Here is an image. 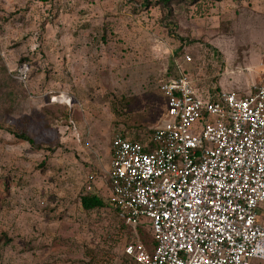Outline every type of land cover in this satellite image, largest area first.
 Listing matches in <instances>:
<instances>
[{
  "label": "rangeland",
  "instance_id": "374dc122",
  "mask_svg": "<svg viewBox=\"0 0 264 264\" xmlns=\"http://www.w3.org/2000/svg\"><path fill=\"white\" fill-rule=\"evenodd\" d=\"M263 65L264 0H0V264H133L107 203L112 135L157 125L177 71L244 90ZM85 192L105 205L82 209Z\"/></svg>",
  "mask_w": 264,
  "mask_h": 264
},
{
  "label": "built area",
  "instance_id": "2783aa9c",
  "mask_svg": "<svg viewBox=\"0 0 264 264\" xmlns=\"http://www.w3.org/2000/svg\"><path fill=\"white\" fill-rule=\"evenodd\" d=\"M156 88L160 122L109 142L108 204L132 229L122 252L133 264L264 259V65L244 90L201 92L183 71Z\"/></svg>",
  "mask_w": 264,
  "mask_h": 264
},
{
  "label": "trees",
  "instance_id": "16d2710c",
  "mask_svg": "<svg viewBox=\"0 0 264 264\" xmlns=\"http://www.w3.org/2000/svg\"><path fill=\"white\" fill-rule=\"evenodd\" d=\"M177 74H178V71L172 76H176ZM19 137L21 139L30 141V139L24 134H20ZM79 204L81 208L85 210H91V209L99 208L105 205L104 201L102 200L100 196H98L97 194L88 193V192H85L79 196ZM150 245L152 246V239L150 240Z\"/></svg>",
  "mask_w": 264,
  "mask_h": 264
},
{
  "label": "crops",
  "instance_id": "0c3cea01",
  "mask_svg": "<svg viewBox=\"0 0 264 264\" xmlns=\"http://www.w3.org/2000/svg\"><path fill=\"white\" fill-rule=\"evenodd\" d=\"M229 89H231V88H229ZM229 89H228V90H229ZM234 90H235V89H234ZM256 261H258V259H252L250 264H255Z\"/></svg>",
  "mask_w": 264,
  "mask_h": 264
}]
</instances>
